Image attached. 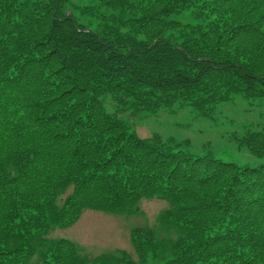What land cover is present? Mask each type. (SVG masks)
Returning a JSON list of instances; mask_svg holds the SVG:
<instances>
[{
	"label": "trees",
	"instance_id": "obj_1",
	"mask_svg": "<svg viewBox=\"0 0 264 264\" xmlns=\"http://www.w3.org/2000/svg\"><path fill=\"white\" fill-rule=\"evenodd\" d=\"M92 1L0 0V264H88L48 236L144 200L169 204L177 237L138 226L137 260L116 249L93 264H264V162L132 129L185 107L212 118L238 96L264 107V0ZM258 118L230 137L264 160Z\"/></svg>",
	"mask_w": 264,
	"mask_h": 264
},
{
	"label": "rangeland",
	"instance_id": "obj_2",
	"mask_svg": "<svg viewBox=\"0 0 264 264\" xmlns=\"http://www.w3.org/2000/svg\"><path fill=\"white\" fill-rule=\"evenodd\" d=\"M86 5H93L92 0H75ZM110 112H116L112 100L105 102ZM251 104L255 106L251 107ZM251 110V112H249ZM264 118V107L259 102L249 101L238 96L235 101L218 108L212 118L197 117L191 107L182 110H164L158 116L146 115L137 118L133 130L141 138L159 134L164 139H173L180 148L195 156L212 154L217 159L240 166H258L264 160L257 159L238 147L231 140L232 129L246 122L256 123ZM66 196V195H65ZM169 208L165 201H142L136 210L123 211L108 215L100 212L86 211L81 220L72 228L57 229L48 236L49 240L70 239L78 245L80 255L93 264V260L101 254L115 249H123L137 260L131 244V229L148 226L154 229L165 243L176 238L174 232H168L162 224L160 214ZM32 264H43L40 253H37Z\"/></svg>",
	"mask_w": 264,
	"mask_h": 264
}]
</instances>
